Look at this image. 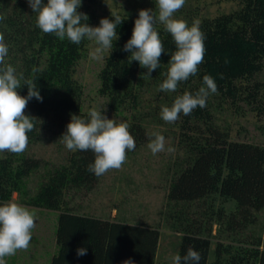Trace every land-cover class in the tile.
I'll use <instances>...</instances> for the list:
<instances>
[{"label": "trees", "instance_id": "1", "mask_svg": "<svg viewBox=\"0 0 264 264\" xmlns=\"http://www.w3.org/2000/svg\"><path fill=\"white\" fill-rule=\"evenodd\" d=\"M97 4L98 0H81L78 8L87 14L90 26H99L102 18L114 19L111 14L97 17ZM0 15L5 17L0 21V33L9 48L5 63L11 64L18 76L23 74L25 79L33 80L42 97L28 100L25 109V115L32 117L35 125L27 133L28 146L52 136L54 123L62 127L61 137L72 115L88 119V113L82 110V85L74 77L88 40L77 45L67 38L61 40L43 33L36 27V14L28 0H0ZM121 17L124 19L116 29L118 38L98 72L97 92L107 99L111 112H129L127 124L136 146L148 140L145 123L164 122L159 115L161 106H170L175 96L185 91L195 94L203 85L204 75L214 79L217 93L232 104L243 101L260 113L264 111V81L254 78L264 72V0H241L237 10L203 18L199 27L205 34V53L197 74L181 82L176 92L158 90V99L148 103L141 94L146 88L158 89L176 47L171 34L156 24L165 52L160 57V68L151 76L145 75L147 69L137 61L129 63L130 52L123 50L138 16ZM193 81L198 87L191 84ZM17 92L26 97L27 85ZM147 106L151 113L144 111ZM208 108L206 101V107L180 115L178 143L185 158L175 168L166 198L169 206H176H172L175 210L168 217L175 219L170 227L180 233L177 254L185 255L191 246L201 254L199 264H264L260 237L251 240L249 236L237 239L238 242L217 241L212 248L213 260L208 262L212 225H218L219 235L234 238L237 230L242 232L254 224L256 213L264 209V145L230 140L228 132L214 124ZM235 110L239 113L237 106ZM197 121L204 123V131L195 126ZM93 162L91 151H71L66 163L46 170L44 180L31 190L30 176L42 167L40 160L26 151L18 155L3 152L0 204L10 201L16 193L21 204L59 212L55 228L57 250L49 264H155L160 237L157 228L78 214L69 207L65 200L68 191H90L101 177L87 170ZM184 204H200L203 217H189ZM81 247L87 254L78 256L77 249Z\"/></svg>", "mask_w": 264, "mask_h": 264}, {"label": "clouds", "instance_id": "2", "mask_svg": "<svg viewBox=\"0 0 264 264\" xmlns=\"http://www.w3.org/2000/svg\"><path fill=\"white\" fill-rule=\"evenodd\" d=\"M186 0H155L153 9H140L130 39L123 50L130 52L128 62L137 61L141 68L147 69L145 75L160 68V57L165 52L155 25H163L171 34L176 50L168 61L166 77L159 84L158 90L176 92L178 85L195 76L198 67L204 61L205 34L200 30L198 20L191 26L182 18L176 17ZM32 12L36 14L35 24L45 34H54L59 39L67 38L71 43L79 45L88 40L95 45L90 58L99 60L105 53L110 54L113 41L118 38L117 26L123 17L113 11L114 19L102 18L99 26H90L86 21V13L78 11L81 0H28ZM5 17L0 15V21ZM9 53L3 33H0V152L22 154L28 147V132L34 130L32 117L25 115L28 100L35 97L42 100L36 83L25 79L23 74L17 75L11 64L5 63ZM33 71H38L34 69ZM27 85V96H21L17 89ZM217 93V85L209 75L203 76V85L195 94L185 91L176 95L170 106H161L160 118L174 124L181 113L190 115L197 108L206 107L210 94ZM88 119L72 115L61 135L60 141L72 151H91L94 162L87 170L100 177L111 170H119L127 160V152L134 151L136 143L129 132V125L118 123L108 118L102 110L95 107L88 111ZM147 147L153 155L161 152L175 153L176 149L166 145L165 137L159 132H149ZM36 227L35 213L29 208L14 201L0 204V264H7V257L16 255L18 251H27L30 247L33 229ZM85 248H78L77 255H86ZM201 254L189 246L185 255L171 257V264H199ZM125 264H131L126 261Z\"/></svg>", "mask_w": 264, "mask_h": 264}, {"label": "rangeland", "instance_id": "3", "mask_svg": "<svg viewBox=\"0 0 264 264\" xmlns=\"http://www.w3.org/2000/svg\"><path fill=\"white\" fill-rule=\"evenodd\" d=\"M240 5L241 0H186L184 6L175 13V16L182 18L191 26L196 20L200 22L206 17L230 13L237 10ZM140 9L155 11V0H98L95 12L97 17L106 16L113 11L123 16L135 17L138 16ZM93 26L98 25L94 24ZM94 47L93 42L86 43L84 54L77 62L74 71V77L81 83L83 89L82 110L88 113L91 108L95 107L97 110H102L108 118L114 119L118 123L127 124L129 112L126 110L117 113L111 112L108 109L107 99L97 92L98 72L103 66L107 53L103 58L93 60L90 58V52L94 50ZM254 78L264 81V72L255 75ZM236 83L240 82L236 81ZM242 83H246V81H242ZM191 84L194 85V81ZM195 86L198 87L196 84ZM157 93L159 94L158 89L146 88L141 94L142 99L147 101L146 103L152 102L156 100ZM207 102L214 124L219 129L227 131L230 140L264 145V111L260 113L258 109L243 101L232 104L229 98H223L219 93L210 94ZM235 106L239 113L235 110ZM144 111L151 113V107H145ZM180 123L179 118L174 124L166 122H161L158 125L144 124L148 133L159 132L162 134L166 139V145L176 149L175 153L161 152L153 155L147 147L148 140H146L137 145L134 151L127 152V160L121 169L111 170L102 175L92 190L72 189L65 195V200L74 213L110 221L140 223L157 228L160 237L155 264H171V257L177 255L180 242V233L170 227L176 221L173 217H168L176 206H169L166 199L175 168H177L178 162L181 163L185 158V152L178 143L181 131ZM195 126L202 131L205 130V125L201 121H197ZM62 131V127H58L54 123L52 136L49 135L48 138L30 144L25 150L26 154L39 159L42 164V167L30 176L31 190L35 189L41 180H44L46 170L66 163L71 151L60 141ZM2 154L3 152H0V155ZM10 201L21 204L16 193L12 194ZM21 205L35 213L36 227L33 229L29 249L18 251L16 255L7 257V264H49L52 255L57 250L55 228L59 212ZM183 206L187 207L189 217L197 219L203 217L201 215L203 208L200 204L199 206L194 204L190 206L184 204ZM256 220L242 232L237 230L238 233L234 238L222 233L219 235L218 225H212L208 262L213 260L212 248L217 241L232 242L235 240L238 242L237 239L244 240L248 236V239L251 240L260 237L262 247H264V209L256 213Z\"/></svg>", "mask_w": 264, "mask_h": 264}]
</instances>
